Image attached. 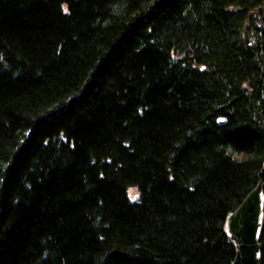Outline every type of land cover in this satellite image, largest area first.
Returning a JSON list of instances; mask_svg holds the SVG:
<instances>
[{"label":"trees","instance_id":"1","mask_svg":"<svg viewBox=\"0 0 264 264\" xmlns=\"http://www.w3.org/2000/svg\"><path fill=\"white\" fill-rule=\"evenodd\" d=\"M259 181L264 264V0H0V264H232Z\"/></svg>","mask_w":264,"mask_h":264},{"label":"water","instance_id":"2","mask_svg":"<svg viewBox=\"0 0 264 264\" xmlns=\"http://www.w3.org/2000/svg\"><path fill=\"white\" fill-rule=\"evenodd\" d=\"M262 215L263 193L259 181L226 219L227 231L236 247L232 264H260Z\"/></svg>","mask_w":264,"mask_h":264},{"label":"rangeland","instance_id":"3","mask_svg":"<svg viewBox=\"0 0 264 264\" xmlns=\"http://www.w3.org/2000/svg\"><path fill=\"white\" fill-rule=\"evenodd\" d=\"M129 195L131 196V198H136L138 196V191L132 188L129 190Z\"/></svg>","mask_w":264,"mask_h":264}]
</instances>
